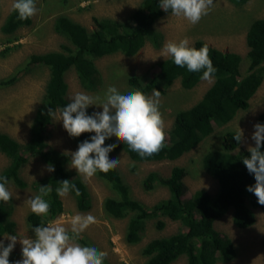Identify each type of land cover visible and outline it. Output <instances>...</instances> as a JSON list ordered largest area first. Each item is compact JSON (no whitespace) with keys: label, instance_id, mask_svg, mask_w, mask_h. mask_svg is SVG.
<instances>
[{"label":"trees","instance_id":"trees-1","mask_svg":"<svg viewBox=\"0 0 264 264\" xmlns=\"http://www.w3.org/2000/svg\"><path fill=\"white\" fill-rule=\"evenodd\" d=\"M234 5L244 4L247 0H228ZM160 0H142L139 6L124 20L107 17H93V27L88 28L68 15L55 17L53 30L63 36L57 50L29 55L28 64H41L48 69L43 97L36 107L29 126V138L19 143L15 138L0 131V152L9 160L0 170V176H6L9 183L23 188L31 186L39 194L40 186L50 184L52 193L45 199L50 204L47 216H37L31 211L27 221L32 226L43 225L63 211L61 197L55 189L60 182L67 179L80 189L82 195L77 197L70 192L79 210L90 207V198L85 183L74 177L65 168L67 155L48 146L45 133L51 123L48 108L56 110L70 102L66 98L67 83L65 73L73 68L82 87L95 88L100 82L95 59L103 55L121 52L126 56L135 54L146 42L158 46L162 33L154 27L155 21L164 13L159 7ZM170 11V10H169ZM32 17L20 21L17 14L10 10L0 25V31L11 34L19 27L29 25ZM7 42H11L7 40ZM245 42L247 45V67L245 73L240 72L241 57L236 52H227L208 45L198 39L191 46L199 49L205 44L209 46V56L217 71L213 74L211 84L201 98L188 108L174 113L171 128L165 134V146L156 154L141 157L128 145L115 140V151H124L133 161L174 160L195 147L199 141L214 129L228 122L237 110L249 106V99L264 79V18H254L248 25ZM1 43V41H0ZM10 46L0 51L5 56ZM203 75L200 72H189L185 67H178L169 57L159 62L158 71L150 78L139 75L128 77L129 90L136 89L146 95L156 89L162 92L175 79L183 88L193 87ZM17 75L1 78L0 86L12 84ZM86 113L93 112L88 107ZM264 124V111L257 114L255 124ZM238 131L226 130L223 133L221 147L208 150L201 159L203 170L217 181V190L210 194L205 189H196L187 199L183 198L185 168L174 165L166 176L150 171L143 179V185L150 189L156 185L167 189V196L148 207L130 195L128 184L123 180L119 170L115 168L108 173L97 172V176L107 181L115 196H108L103 202L104 210L115 218L128 215L125 239L129 243L140 240L144 220L156 215L166 216L178 221L180 229L165 236L149 239L141 249L146 257L143 264H170L180 255H185L184 264H216L227 262L235 257L236 249L231 239L214 228V222L231 210V221L238 228H245L255 221L254 209L264 213V205L257 202L256 196L246 187L255 184L254 175L250 174L242 163L249 155L247 149L234 151L239 143L234 140ZM94 133H82L79 138L86 140ZM252 145V147H254ZM264 152V141L260 149ZM29 156L52 165L54 172H49L28 183L20 174L22 165ZM109 159L110 156H109ZM14 205L11 201H0V236L14 235L16 222L12 218ZM132 212L129 214V212ZM164 222L159 220L157 228ZM82 243L85 242L82 239ZM86 243V242H85ZM264 247V236L262 238ZM12 262V258H8ZM105 264V263H104Z\"/></svg>","mask_w":264,"mask_h":264},{"label":"rangeland","instance_id":"rangeland-1","mask_svg":"<svg viewBox=\"0 0 264 264\" xmlns=\"http://www.w3.org/2000/svg\"><path fill=\"white\" fill-rule=\"evenodd\" d=\"M142 0H36L38 12L32 17L29 25L19 27L11 34L0 31V51L4 46H10L5 56L0 55V79L17 75L16 80L9 85L0 86V131L15 138L19 143H25L29 138V126L36 107L43 97L45 84L48 78V69L41 64H28L29 55L59 49L60 44L66 43L65 38L53 30L54 19L59 14H65L82 23L88 28L93 27V17H107L115 20H124L130 16ZM14 0H0V25L7 13L11 10ZM213 7L207 15L195 25L188 23L183 18L175 17L171 11L165 12L155 21L154 27L162 33V39L158 46L146 42L135 54L126 56L121 52H114L95 59V64L100 76V82L93 89H86L79 83L75 70L70 68L65 73L67 83L66 98H70L76 92H84L91 96H99L101 99L109 86H115L120 93L129 90L128 77L139 75L144 79L150 78L158 71V65L166 57L160 56L163 45L168 40L179 41L187 37L190 46L198 39L204 40L208 45L227 52H236L241 57L240 72L245 73L247 67V45L245 34L249 23L257 17L264 18V0H247L244 4L234 5L228 0H213ZM10 40L11 42H7ZM211 84L206 80H199L191 88H183L179 80L175 79L171 85L161 92L159 110L165 123V134L171 128L174 113L177 110L188 108L197 102L207 87ZM152 94L150 91L149 95ZM92 112L102 111V108L89 106ZM264 111V79L249 99V106L244 110H237L234 116L220 126H214L212 132L202 138L199 143L174 160L159 161H133L124 151H111V159H120L117 166L123 180L128 184L132 198L140 201L145 206H152L158 200L167 196L164 186L156 185L146 189L143 185L145 175L150 171H156L166 176L174 165L183 166V198L187 199L196 189H205L210 194L217 190V181L207 174L201 164L203 155L212 149L221 147L223 133L226 130L243 131L242 141L234 151L248 148L255 144L251 139L255 131V118ZM45 139L49 147L67 155L65 168L74 177L80 178L86 185L90 207L87 210H79L76 207L71 193L61 197L63 211L47 225L56 220H67L77 214H91L96 222L88 227L78 243L82 246H94L98 250L107 253L105 264H143L146 257L141 249L151 238L165 236L180 229L178 221H173L166 216L156 215L144 220V228L141 238L135 243H129L125 239L128 215L115 218L109 215L103 206L108 196H115L110 185L104 179L94 175L88 181H84L74 168H70L71 157L69 153L77 150L83 142L79 137H71L63 128V122L54 120L48 125ZM115 136L105 140L104 146L112 144ZM8 158L0 152V170L8 164ZM47 164L36 156H29L21 169V176L31 183L33 180L49 173ZM34 177V179L32 178ZM13 193L10 199L14 205L12 218L16 222L15 234L18 239L15 247L9 255L12 258L10 264H15L22 258L19 239L25 237L34 238L32 226L27 221L30 212L28 199L34 197L35 189L31 186L16 187L12 183L7 185ZM132 212L130 211L129 214ZM255 221L245 228L234 226L231 221V210L215 220L214 228L227 235L233 242L236 255L227 262L216 264H264V213L255 208ZM161 220L164 225L157 228V222ZM67 226V224H66ZM82 239L85 240L84 243ZM5 246L9 241L0 236ZM81 240V241H80ZM185 255H180L170 264H184Z\"/></svg>","mask_w":264,"mask_h":264},{"label":"clouds","instance_id":"clouds-1","mask_svg":"<svg viewBox=\"0 0 264 264\" xmlns=\"http://www.w3.org/2000/svg\"><path fill=\"white\" fill-rule=\"evenodd\" d=\"M213 6V0H160L159 3L165 12L170 10L173 16L183 18L192 25L207 15ZM11 10L20 21L38 12L36 0H14ZM160 56L171 58L178 67L186 66L189 72L203 70L201 79L208 82H212L213 74L217 71L209 56V46L205 44L197 49L190 46L187 37L179 41H166ZM160 97L161 92L156 89L152 90L151 95L136 89L121 94L115 86H109L102 99L76 92L66 106L56 110L48 108V115L62 121L69 136L94 133L90 139L81 142L76 151L69 153V167L74 168L84 181H88L98 171L106 174L117 168L120 159H109V153L117 145L104 146L105 140L113 136L142 158L158 153L165 146V123L159 110ZM92 105L102 108V111L88 115L86 109ZM238 129L233 138L240 143L243 131ZM254 129L251 139L255 146L248 147L249 155L243 158L242 163L255 179V184L247 186L246 190L256 196L260 205H264V152L260 150L264 141V124L256 123ZM47 171L54 172V166L48 165ZM9 182L6 176H0V201L9 202L13 197L7 188ZM52 191L50 184L40 186L39 194L27 201L30 211L37 216H47L50 204L45 197ZM55 191L60 197H66L70 192L77 197L82 195L80 189L67 179L60 182ZM95 222L93 215L77 213L67 222L56 220L46 226L34 227V238L19 239L22 258L15 264H104L106 252L78 243L82 233ZM4 237L9 243L5 246L4 241L0 240V264H10L8 258L18 237L8 234Z\"/></svg>","mask_w":264,"mask_h":264}]
</instances>
